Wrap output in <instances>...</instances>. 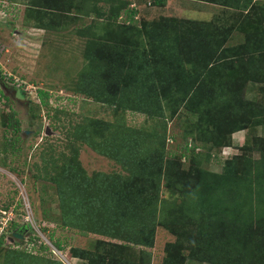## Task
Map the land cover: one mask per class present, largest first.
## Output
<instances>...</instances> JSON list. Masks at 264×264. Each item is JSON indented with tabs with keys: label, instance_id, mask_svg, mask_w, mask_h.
Listing matches in <instances>:
<instances>
[{
	"label": "trees",
	"instance_id": "1",
	"mask_svg": "<svg viewBox=\"0 0 264 264\" xmlns=\"http://www.w3.org/2000/svg\"><path fill=\"white\" fill-rule=\"evenodd\" d=\"M109 1L110 20H124L128 30L138 28L135 7H128L125 0ZM199 1L231 7L244 15L237 27L241 31L238 43L228 45L233 28L220 34L207 21L196 25L202 27L194 29L197 32L191 41L185 36L176 39L174 33L164 34L153 27V36L162 39L163 50L153 46L151 56L145 52L139 56L140 64L126 67V73L120 71L126 85L120 97L109 94L114 90L107 81H114L109 79L113 74H102L104 69L97 63L99 57L101 61L104 58L97 40H91L95 36L93 26L84 29L90 45L86 72L77 84L78 94L153 118L166 119V111L174 118L184 106L200 117L199 125L207 122L214 128L210 134L190 136L192 141L186 137L179 146L181 154L170 152L164 143L159 145L150 133L143 137L138 128L129 125L119 126L114 133L117 139L111 138L112 146L105 141L99 148L97 135L101 137L106 129L114 127L106 122L100 126L96 122L92 131L84 123L73 126L66 138L70 152L64 153L67 159L61 166L57 163L60 154L55 156L56 144L43 146L40 157L44 166L34 164L33 169L38 179L57 185L66 219L71 218L68 225L82 236L88 235V229L103 236L93 246L73 248L74 258L88 264H149L141 252L154 246L160 226L176 236L175 242L168 244L163 264H185L188 259L208 264H264V136H257L252 146L259 149L260 159L250 156L254 148L246 145L241 149L247 155L227 159L222 172L204 167L213 159L214 151L232 146L234 133L264 129V107L245 104L240 96L251 83L260 85L264 93V0ZM165 2L157 0L159 5ZM104 14L96 6L87 15L101 18ZM173 24L176 27L179 23ZM47 26L52 28V24ZM94 70H100L102 78L92 74ZM39 94L40 105L49 106V93L40 90ZM18 124L17 120L7 123L20 132ZM117 140L119 144L114 146ZM84 145L108 156L111 151L107 149L111 148L115 153L111 156L126 168V173H96L94 178H101L104 186L92 189L80 161ZM165 189L173 195L171 200L163 197ZM10 253L17 254L15 264H37V256L16 250Z\"/></svg>",
	"mask_w": 264,
	"mask_h": 264
},
{
	"label": "rangeland",
	"instance_id": "2",
	"mask_svg": "<svg viewBox=\"0 0 264 264\" xmlns=\"http://www.w3.org/2000/svg\"><path fill=\"white\" fill-rule=\"evenodd\" d=\"M125 1L128 7L130 5L138 11L137 29L128 30L124 20L109 19V0H0V237L3 236L0 264L17 262V254L10 253L13 250L37 256V264H88L86 260L72 257V249L88 248L103 237L90 232V229L87 236H82L76 228L68 225L71 218L68 216L66 219L57 185L48 179H38L33 169L34 164L44 166L40 157L43 146L53 143L56 144L55 156L60 154L58 166L66 162L65 154L70 152L66 138L73 126L84 123L92 131L96 122H99L97 126L101 122L112 124V129H106L105 135H97L95 140L98 146H105V141L112 146L114 141L111 138L115 136L117 139L114 133L119 131V126L129 125L138 128L143 137L152 134L159 145L164 143L167 150L178 154H181L179 146L185 143L186 137L192 141L190 136L210 134L214 128L207 122L199 125L200 117L192 115L184 106L178 111V117L170 118L166 111V119L153 118L77 93V84L88 65L85 59L90 36L83 34L88 26H93L91 32L95 36L91 40H97L104 58L101 61L99 57L97 62L104 69L102 74H113L109 79L114 81L107 82L114 90L109 94L116 97L126 91L120 71L126 73V67L129 69L140 64L145 52L151 56L155 49L153 46L163 50L162 39L153 36V27L164 34L174 33L176 39L185 36L187 41H191L202 27L196 25L207 21L220 34L226 28L234 29L228 45H236L241 37L237 27L244 20V15L231 7L199 0H166L163 5H159L157 0ZM96 6L105 13L103 17L87 15L89 11L96 10ZM175 21L179 23L176 27ZM47 24H52V28ZM170 37L174 41L173 34ZM91 73L102 78L100 70ZM40 90L49 93L47 107L40 105ZM243 90L240 96L245 104L264 107L260 85L251 83ZM126 99L132 101L129 96ZM16 120L19 121L20 132L7 125L8 121ZM257 136H264L262 127L234 133L232 146L214 151L215 158L204 167L222 172L227 159L247 155L242 146L252 147ZM118 144L117 140L114 146ZM107 150L115 155L111 148ZM111 154L105 155L86 145L81 147L80 161L90 176L92 189L100 184L104 186L101 178L99 181L94 178L96 173H126V168ZM250 156L260 159L262 154L254 148ZM42 175H45L43 171ZM163 191V197L171 200L173 195L166 189ZM175 201L180 203L177 197ZM12 223L17 226L12 227ZM175 240L176 236L170 230L158 226L154 246L141 252L144 253V261L163 264L168 244ZM139 250L136 249L137 252ZM131 255L136 256V253ZM185 264L208 263L188 259Z\"/></svg>",
	"mask_w": 264,
	"mask_h": 264
},
{
	"label": "water",
	"instance_id": "3",
	"mask_svg": "<svg viewBox=\"0 0 264 264\" xmlns=\"http://www.w3.org/2000/svg\"><path fill=\"white\" fill-rule=\"evenodd\" d=\"M15 236L17 237V234H15Z\"/></svg>",
	"mask_w": 264,
	"mask_h": 264
}]
</instances>
